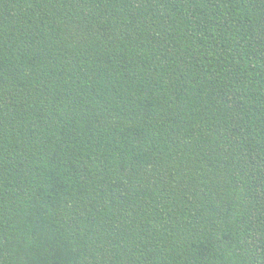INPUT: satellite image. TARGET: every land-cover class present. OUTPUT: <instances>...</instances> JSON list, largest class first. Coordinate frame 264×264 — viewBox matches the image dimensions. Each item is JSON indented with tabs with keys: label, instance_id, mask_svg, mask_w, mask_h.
Instances as JSON below:
<instances>
[{
	"label": "trees",
	"instance_id": "trees-1",
	"mask_svg": "<svg viewBox=\"0 0 264 264\" xmlns=\"http://www.w3.org/2000/svg\"><path fill=\"white\" fill-rule=\"evenodd\" d=\"M0 264H264V0H0Z\"/></svg>",
	"mask_w": 264,
	"mask_h": 264
}]
</instances>
